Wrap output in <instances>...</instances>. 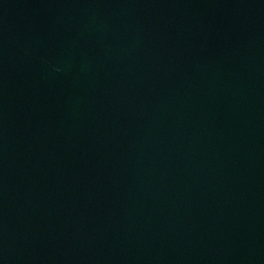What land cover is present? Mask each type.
Returning <instances> with one entry per match:
<instances>
[{"label":"water","instance_id":"obj_1","mask_svg":"<svg viewBox=\"0 0 264 264\" xmlns=\"http://www.w3.org/2000/svg\"><path fill=\"white\" fill-rule=\"evenodd\" d=\"M0 264H264V0H0Z\"/></svg>","mask_w":264,"mask_h":264}]
</instances>
